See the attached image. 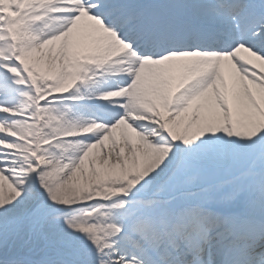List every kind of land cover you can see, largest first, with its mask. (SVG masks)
Here are the masks:
<instances>
[{
    "label": "snow or ice",
    "instance_id": "1",
    "mask_svg": "<svg viewBox=\"0 0 264 264\" xmlns=\"http://www.w3.org/2000/svg\"><path fill=\"white\" fill-rule=\"evenodd\" d=\"M0 264H264V0H0Z\"/></svg>",
    "mask_w": 264,
    "mask_h": 264
}]
</instances>
